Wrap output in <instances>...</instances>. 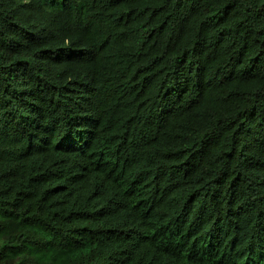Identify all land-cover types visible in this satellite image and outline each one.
<instances>
[{"label": "trees", "instance_id": "16d2710c", "mask_svg": "<svg viewBox=\"0 0 264 264\" xmlns=\"http://www.w3.org/2000/svg\"><path fill=\"white\" fill-rule=\"evenodd\" d=\"M0 264H264V0H0Z\"/></svg>", "mask_w": 264, "mask_h": 264}]
</instances>
